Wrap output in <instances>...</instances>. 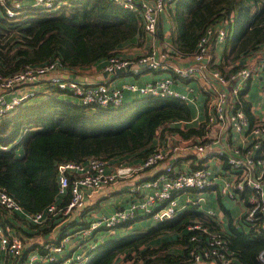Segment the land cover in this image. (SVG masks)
Masks as SVG:
<instances>
[{
	"label": "trees",
	"instance_id": "16d2710c",
	"mask_svg": "<svg viewBox=\"0 0 264 264\" xmlns=\"http://www.w3.org/2000/svg\"><path fill=\"white\" fill-rule=\"evenodd\" d=\"M16 1L22 5L15 7ZM7 8L14 9L15 15H9ZM167 11L174 50L167 59L177 62L194 55L206 28L232 16L222 59L214 63L213 58L210 66L229 76L261 52L257 61L264 68V0H176ZM145 35L140 12L115 0H55L50 8L34 0H5L0 3V72L9 75L52 60L68 69L89 67L121 55L122 45ZM247 89L240 91L236 104L249 114L250 102L244 96ZM57 94L51 89L44 102L20 106L11 116L0 118V187L27 212L46 213L43 222L34 223L0 204L1 224L12 226L25 242L20 262L29 251L38 248L44 252L47 244L58 243L69 231L65 221L53 237L64 217L47 212L51 204L64 208L70 199L68 190L59 194V162L90 157L108 162L125 158L120 163L141 161L158 148L155 139H162L165 131L178 133L192 144L207 132L206 121L198 126L164 125L168 120L192 119L190 105L176 97L144 96L117 107H102L61 100ZM24 128V153L18 155L16 146L8 145ZM139 218L122 225L131 227ZM196 221L210 231L220 230L192 204L147 229L100 242L86 264H194L191 251L206 241L205 232L188 229ZM236 225L231 220V232H224L227 252L236 258L234 264H262L258 254L264 250V234L253 225L246 230ZM193 235L198 237L196 241L191 239Z\"/></svg>",
	"mask_w": 264,
	"mask_h": 264
},
{
	"label": "built area",
	"instance_id": "2783aa9c",
	"mask_svg": "<svg viewBox=\"0 0 264 264\" xmlns=\"http://www.w3.org/2000/svg\"><path fill=\"white\" fill-rule=\"evenodd\" d=\"M55 0H34L37 5L52 7ZM119 4L134 10H138L143 20L146 34L156 38L159 16L167 10L169 5L176 0H115ZM4 4L5 0H0ZM15 7L21 6L16 1ZM9 15H15L16 11L7 8ZM233 17H224L208 26L200 37L194 53V61L188 66L179 65L167 59L173 50L171 42L165 43V49L158 56L154 47L148 53L140 56L135 63L145 65L150 69H163L170 71L166 75L148 81L127 80L121 85H109L104 82H92L81 77H63L59 72L64 69L59 61L52 60L44 64L27 65L21 70L4 75L0 72V117L18 107L21 103L30 100L35 94L24 90L29 84H35L48 76L50 83L58 86L60 90H70L78 96L82 105H99L102 107H117L126 101L125 94L130 92L137 96H172L186 101L189 105L195 103L196 92L192 88L183 89L175 85V78L186 80L199 74L206 78L213 86L214 97L211 103V112L207 117L201 118L200 112L193 114L191 120H168L166 126H180L193 121L204 119L207 123V132L202 135L193 147L198 156V165L192 169H178L173 162H168L163 171L152 179L134 182L128 187L130 200L127 205L120 206L108 215L94 218L88 225L80 226L67 231L58 243L47 244L46 250L30 252L24 261L20 262L25 248V242L8 224L0 222V252L7 253L14 264H38L40 262L56 263L57 255L62 254L66 246L77 238V243L82 241L80 250L76 254L64 259L60 264H86V259L97 245L102 242L108 231L116 229L120 224L135 220L139 216L151 217L159 222L166 218L174 217L183 207L179 202L180 191L197 190L199 193L212 188L216 181L219 193L230 199H240L246 205V212L239 219L238 225L257 227L264 234V116L252 121L249 114L237 106L236 100L244 88H248L252 70L245 66L238 68L229 76H225L215 67H211L212 58L211 43L215 39L218 43H224L231 34ZM216 60H214V63ZM261 64V63H259ZM133 65L132 60L122 55H113L106 60L104 70L113 73L118 70H129ZM210 77V78H209ZM22 89V90H21ZM249 89V88H248ZM247 91L245 92L246 99ZM36 95V94H35ZM61 97V96H60ZM62 98V97H61ZM69 99V98H65ZM69 101H72L69 99ZM201 123V121H200ZM231 127L241 138L243 144L234 142L231 146H223L216 151L212 146L221 142L219 136L207 134L212 127ZM187 126V125H186ZM235 139V138H234ZM179 146H175L174 151ZM166 148L158 147L138 165L120 164L110 169L109 162L101 158L90 157L82 161L65 160L57 165V180L59 194L63 196L70 192L67 205L62 208L56 203L47 208L48 213L63 214V221L82 208L85 202V194L90 190L108 186L121 177L131 176L137 170L156 166L166 160L170 154ZM222 156L228 165V169H222L218 175L214 172L216 158ZM203 194L198 197H189L187 204H197L204 201ZM0 204L8 212H20L26 219L41 223L45 220V212L29 213L19 203L0 187ZM212 218L217 216L213 209H207ZM60 222V224L63 223ZM190 230H201L206 233V241L198 243L191 251L194 264H203L214 261L215 264H234L236 258L227 252L224 231H210L196 221L188 226ZM101 231L107 232L102 234ZM100 236V237H99ZM196 241L197 236L193 235ZM258 258L264 264V250L258 254ZM4 260V259H3ZM2 264V263H0ZM10 264V263H9Z\"/></svg>",
	"mask_w": 264,
	"mask_h": 264
},
{
	"label": "crops",
	"instance_id": "0c3cea01",
	"mask_svg": "<svg viewBox=\"0 0 264 264\" xmlns=\"http://www.w3.org/2000/svg\"><path fill=\"white\" fill-rule=\"evenodd\" d=\"M168 11H162L160 16H159V23H158V31L156 38H153L149 36L148 34L145 35L144 38L140 39H133L131 41H128L124 45L121 46L119 49L120 53L122 56H125L132 60L133 65L129 70H118L113 73H108L104 70V65L106 63V59H101L97 61L94 65H91L89 67L85 68H77V69H68L64 68L62 69L59 73L62 74L63 77H68V78H76V77H81L83 79H86L88 81H96V82H104L109 85L115 86V85H120L121 83L127 81V80H136V81H148V80H153L156 78H160L166 75H171L170 71L168 70H163V69H150L149 67L145 65H137L135 61L142 55L148 53L152 48H156L158 52V56L160 53L165 49V43L170 42L171 40V35H170V21L168 17ZM224 43H218L215 41V39L212 40L211 43V48H212V58L216 60V62H219L222 59L223 56V51H224ZM259 54H262L261 52H258L257 55H252L248 58V66L253 74L252 77L249 79L250 84H249V89H247V94H246V100L250 102V113L249 117L252 121H255L261 117L264 116V85L262 86V89L260 92L258 91V94H256L254 91H251L252 87V82L253 80H256L255 83L258 84V86H261L264 84V68L261 66V64L258 63L257 59L260 57ZM171 62L178 63L179 65H185L188 66L194 61V56H185L179 61L175 62L170 60ZM199 78L197 79L195 76H191L190 78L186 80H180L178 78H175L176 82L175 85L179 86L181 88L185 87L186 84L191 82L192 80H195V78L199 82V88L195 84H190L188 85L189 88H192L196 92V101L195 103H192L190 105L192 113L196 115V113L200 112L201 118L204 116L207 117L209 113L211 112V103L214 97V89L215 87L213 84H211L206 78L203 76L199 75ZM130 78V79H129ZM210 78V77H209ZM48 76L44 77L43 80L35 83V84H29L26 87H23L24 90L30 91L32 93H37L38 97L41 98V102H44L48 96H50L51 88H40L39 91L34 92V88H38L41 84H49ZM38 85V86H37ZM22 90V89H21ZM1 91V90H0ZM36 95V96H37ZM256 95L260 97L259 101L256 98ZM57 96L60 97V95L57 94ZM141 96L134 95L130 92H127L125 94L126 98V103L131 102L137 98H140ZM61 98V97H60ZM65 99V98H64ZM31 100V98H30ZM28 100V101H30ZM69 100V99H66ZM28 101L21 103L18 107L15 109L11 110L4 116L0 118H6L11 116L13 113L16 112V110L19 109L21 106H25ZM26 115V113H24ZM23 118H27V116H24ZM204 119L198 120V121H193L189 124H185L187 126H198L200 125V121L203 122ZM183 125V124H182ZM26 128H24L23 131H20L21 138L19 142L17 143H10L8 147H11L12 145L16 146V150H19L23 143H22V138H23V133ZM209 135L213 136H219L221 139V142L214 143L212 148L220 149L223 146L229 147L231 146L234 142L240 143V145L243 146L241 142V138L233 131V129L229 126L227 127H219L218 124H215V127H212L209 132L207 133ZM162 137V136H161ZM235 138V139H234ZM173 140L175 142H173ZM173 142V143H172ZM155 143L157 144L158 147L166 148L170 151L168 158L162 162H160L156 166H151L147 167L142 170H137L134 172L131 176L128 177H121L119 178L116 182L99 188L97 190H90L87 191L85 194V202L82 208L79 210L73 212L69 219L66 220L68 222L69 227L67 230H73L76 229L80 226H85L88 225L93 219H90L92 215H95V213H98L99 216L102 215H108L109 213L113 212L120 206L127 205L128 201L130 200V193L128 191V187L136 182L143 181L145 179H152L155 178L157 175H159L162 171L165 165L168 162H173V164L178 167V169H192L198 165V156L196 154V150L193 147V144L190 143L189 140L182 138L178 133H172L169 134L165 131V135L162 137H157L155 139ZM179 146L178 150L174 151L175 146ZM19 148V149H18ZM22 154L24 153V150L22 149L19 150ZM125 158H116L113 160L109 161V166L110 169H113L120 165L121 163L124 165H138L141 163V161L137 159H131L128 161H123V162H118L119 160H123ZM225 158L222 156H219L216 158V162L214 163V172L218 175L217 180H219V176L222 173V169L224 168L225 170L228 169L227 163L224 161ZM218 184L216 183L212 188H209L205 192L199 193L197 190H186L190 191V193L194 194L193 196L189 197H198L199 195L203 194L204 196V201L194 204L197 206L198 209L203 211L207 217H209L212 221L216 222L219 225L220 231L224 232H231V226L230 222L231 220L233 223H237V228L240 230H246L248 229L245 226H240L239 219L241 216L246 212L245 208L246 206L244 205L245 203L240 200V199H230L227 197L222 196L219 193L218 190ZM183 191H180L178 193L179 197L181 196ZM180 204L183 206L180 211L185 210L190 206L187 204L186 201H181L179 200ZM213 209L217 212V216L215 218H212L211 216L208 215L207 209ZM133 224L131 227H126L122 224H120L116 228V233L110 234V235H105L104 239L107 240L108 238H111L117 234H120L121 232H124L125 230L135 228L139 223H142V225L137 226L141 227L142 230L149 228L150 226L154 225L156 221L153 220L152 223L148 224L145 222L146 216L141 217ZM65 225V222L62 224L57 225L54 228L53 231V237L58 235L61 226ZM100 237V236H99ZM78 240L74 239L66 246L65 251L62 254L57 255V261L56 263H45V262H40L38 264H60L64 259L76 254L77 250H80L82 241L77 243ZM104 241V240H103ZM102 241V242H103ZM96 250V248L94 249ZM87 257L86 262L93 256V254L96 253L94 251ZM33 251H39L38 248L31 250L28 252ZM27 254V255H28ZM28 256H26L27 258ZM4 259V260H3ZM0 263L2 264H14L12 259L8 256L7 253H1L0 252ZM119 264H122L121 262ZM203 264H215L214 261H207Z\"/></svg>",
	"mask_w": 264,
	"mask_h": 264
},
{
	"label": "rangeland",
	"instance_id": "374dc122",
	"mask_svg": "<svg viewBox=\"0 0 264 264\" xmlns=\"http://www.w3.org/2000/svg\"><path fill=\"white\" fill-rule=\"evenodd\" d=\"M196 76V78L198 79L199 77V74H195ZM195 78V80H192L191 82H189L188 84H186V86L185 87H183V89H188L189 88V86L188 85H190V84H195V85H197V87L199 88V82H198V80ZM130 79V78H129ZM256 82V80H253V82H252V87H251V91H254L256 94H258V91L260 92V90L262 89V86L264 85V84H262L261 86H258V84L257 83H255ZM122 84V83H121ZM120 84V85H121ZM38 86V85H37ZM47 87H50L51 89H53V90H55L56 92H58V95H60L62 98H69L70 100H72L74 103H78V104H81L80 102H79V98H78V96H76L75 94H73L70 90H60L59 88H58V86L57 85H55V84H52V83H49L48 85L47 84H41L38 88H34V92H36V91H39V89L40 88H47ZM36 95H37V93H36ZM35 94L31 97V100L30 101H28V103L25 105V106H28V105H36V104H38V103H40V101H41V98L40 97H38V95L36 96ZM256 98H257V100L259 101V99H260V97L259 96H257L256 95ZM263 101H264V99H263ZM82 105V104H81ZM20 138H21V135L20 134H17L15 137H14V143H17V142H19V140H20ZM19 149V148H18ZM20 149H22V151L24 150V145H22V147L20 148ZM19 149V150H20ZM19 150H16V153L18 154V155H22V153L19 151ZM216 183H220V181H216ZM194 194H192V193H190V191H183L182 192V194H181V196L179 197V200H181V201H186L187 199H189V196H193ZM245 206H246V208L245 209H247V205L246 204H244ZM99 215H98V213H95V215H92L91 217H90V219H94V218H96V217H98ZM144 219H146L145 220V222L146 223H148V224H150V223H152L153 222V218H151V217H147L146 216V218L144 217ZM140 225H142V223H139L137 226H140ZM135 227L134 229L133 228H131V229H128V230H125L124 232H121L120 234H117V235H115V236H119V235H124V234H126V233H128V232H132V231H141L142 230V228L141 227ZM101 233L102 234H106L107 232H103V231H101ZM114 233H116V229H112V230H110V231H108V235H110V234H114ZM114 237V236H113ZM75 239H77V238H75ZM80 242V241H79ZM78 242V243H79ZM120 261V260H119ZM120 263V262H119ZM118 263V264H119Z\"/></svg>",
	"mask_w": 264,
	"mask_h": 264
},
{
	"label": "water",
	"instance_id": "95a60500",
	"mask_svg": "<svg viewBox=\"0 0 264 264\" xmlns=\"http://www.w3.org/2000/svg\"><path fill=\"white\" fill-rule=\"evenodd\" d=\"M159 26H160V23H159ZM183 65V64H182ZM59 99L63 100L64 98H60L59 96H57Z\"/></svg>",
	"mask_w": 264,
	"mask_h": 264
}]
</instances>
